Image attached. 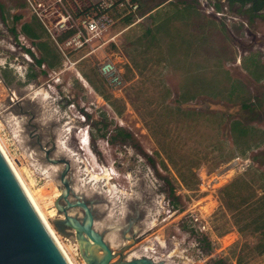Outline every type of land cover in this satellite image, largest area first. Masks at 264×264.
Listing matches in <instances>:
<instances>
[{
  "label": "rangeland",
  "instance_id": "374dc122",
  "mask_svg": "<svg viewBox=\"0 0 264 264\" xmlns=\"http://www.w3.org/2000/svg\"><path fill=\"white\" fill-rule=\"evenodd\" d=\"M47 1L0 0V146L73 263L88 264L86 236L54 222L78 226L68 202L81 198L110 264H264V19L225 0H136L138 18L68 62L35 13ZM40 42L58 83L35 63ZM104 61L122 70L121 91L99 77Z\"/></svg>",
  "mask_w": 264,
  "mask_h": 264
},
{
  "label": "water",
  "instance_id": "95a60500",
  "mask_svg": "<svg viewBox=\"0 0 264 264\" xmlns=\"http://www.w3.org/2000/svg\"><path fill=\"white\" fill-rule=\"evenodd\" d=\"M47 155L48 153H46ZM47 161L55 163V161L49 158H47ZM67 169L68 164L64 173ZM64 173H62L60 181L66 189L63 197H67L70 188L63 179ZM68 207L82 209L84 218L77 226L72 222V218L64 213L63 220L54 222L55 228L59 232L60 226H64L74 229L77 234H85L86 238L82 237L83 242H85L83 245V250L85 251L83 255L88 264H110L114 254L109 244L92 229L93 217L91 210L81 198H77L73 204L68 202ZM141 227L142 225H138L136 231L129 230L131 236L137 235ZM138 235L142 236L143 233ZM90 242L99 246L104 251L100 258L93 256L91 251H87V247L91 245ZM0 264H67L1 153ZM114 264H163V262H155L152 257L143 255L125 261L120 259Z\"/></svg>",
  "mask_w": 264,
  "mask_h": 264
},
{
  "label": "built area",
  "instance_id": "2783aa9c",
  "mask_svg": "<svg viewBox=\"0 0 264 264\" xmlns=\"http://www.w3.org/2000/svg\"><path fill=\"white\" fill-rule=\"evenodd\" d=\"M46 4L47 9L44 3H37L36 7L42 8L43 12L39 14L35 10V13L60 55L68 62L71 53L90 46L94 41L99 42L102 34L118 21L138 18L140 7L136 0H49ZM30 5L34 8L31 3ZM115 37L99 44L98 48ZM40 68L42 72L48 69L44 64ZM62 72V69H59L47 73L50 78H54L55 83H58ZM97 73L111 92L121 91L123 77L117 62L100 63Z\"/></svg>",
  "mask_w": 264,
  "mask_h": 264
},
{
  "label": "trees",
  "instance_id": "16d2710c",
  "mask_svg": "<svg viewBox=\"0 0 264 264\" xmlns=\"http://www.w3.org/2000/svg\"><path fill=\"white\" fill-rule=\"evenodd\" d=\"M227 2V4L231 7L233 5H238L239 8H243L244 10L241 12V14H244L247 16V19L252 21L255 18H262L264 19V0H225ZM18 19V17L16 18ZM127 22H130L129 19H126ZM14 32V30H13ZM21 32L23 35H25L26 37H28L31 40H37L39 37L37 35H34L31 33V31L29 30V24H23L21 26ZM37 45V49L43 54L40 58L35 60L36 65L39 67L42 64L47 63V66L52 68L54 65L52 64L51 61L48 60V58L50 57V53L49 50L47 48V45L44 43H38ZM28 53L31 54L30 50H27ZM5 75V74H4ZM31 79L36 78V75H30L29 76ZM100 77V76H99ZM3 80L5 82L6 81V75L2 77ZM87 82V81H86ZM88 83V82H87ZM89 84V83H88ZM105 84V83H104ZM89 86H91V88L97 93L99 94V96H101L104 100V96H102L99 91L97 90V88L94 86L92 87V85L89 84ZM106 86V85H105ZM124 137H128V135H124Z\"/></svg>",
  "mask_w": 264,
  "mask_h": 264
},
{
  "label": "bare ground",
  "instance_id": "6f19581e",
  "mask_svg": "<svg viewBox=\"0 0 264 264\" xmlns=\"http://www.w3.org/2000/svg\"><path fill=\"white\" fill-rule=\"evenodd\" d=\"M76 76H77V78L79 77L80 80L85 83V80H83V77H81V75L78 74V72L76 73ZM79 143H80V141H79ZM82 144L84 145V147H87L88 146L87 140H82ZM0 153L3 156L4 160L6 161L7 165L9 166L10 170L12 171L13 175L15 176L16 180L18 181L19 185L21 186L22 190L24 191L26 197L28 198L29 202L31 203L32 207L34 208L35 212L37 213L38 217L40 218V220L42 221L43 225L45 226L46 230L50 234V236H51L52 240L54 241L55 245L57 246V248L61 252V254H62L63 258L65 259V261L67 262V264H74L73 261L69 258L66 250L61 245V243H60V241L58 239L59 236L57 235L55 230L52 228L51 224L49 223V220L45 217V215L40 210L39 205H38L35 197L26 188V186L23 183H21V181L18 179V176H17V174L15 172L16 170H15L13 164H12V161L9 159V157L7 156V153L3 150V148L1 146H0Z\"/></svg>",
  "mask_w": 264,
  "mask_h": 264
},
{
  "label": "flooded vegetation",
  "instance_id": "af4514ba",
  "mask_svg": "<svg viewBox=\"0 0 264 264\" xmlns=\"http://www.w3.org/2000/svg\"><path fill=\"white\" fill-rule=\"evenodd\" d=\"M142 216V214H139V215H134V221H136L137 220V218H140ZM139 226H140V224H139ZM130 231L132 230V229H129Z\"/></svg>",
  "mask_w": 264,
  "mask_h": 264
},
{
  "label": "crops",
  "instance_id": "0c3cea01",
  "mask_svg": "<svg viewBox=\"0 0 264 264\" xmlns=\"http://www.w3.org/2000/svg\"><path fill=\"white\" fill-rule=\"evenodd\" d=\"M87 83V82H86ZM88 84V83H87Z\"/></svg>",
  "mask_w": 264,
  "mask_h": 264
}]
</instances>
